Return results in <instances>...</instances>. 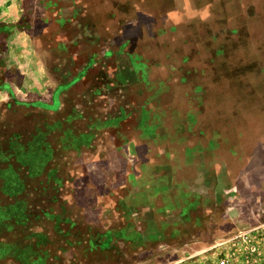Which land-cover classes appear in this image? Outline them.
<instances>
[{
  "label": "rangeland",
  "instance_id": "1",
  "mask_svg": "<svg viewBox=\"0 0 264 264\" xmlns=\"http://www.w3.org/2000/svg\"><path fill=\"white\" fill-rule=\"evenodd\" d=\"M0 20V96L32 66L118 63L147 134L99 170L97 216L0 232V264H264V0H0Z\"/></svg>",
  "mask_w": 264,
  "mask_h": 264
},
{
  "label": "crops",
  "instance_id": "2",
  "mask_svg": "<svg viewBox=\"0 0 264 264\" xmlns=\"http://www.w3.org/2000/svg\"><path fill=\"white\" fill-rule=\"evenodd\" d=\"M52 68L43 64L27 71L28 81L16 84L23 98L14 92L0 96V232L5 238L23 231L34 242L44 234L78 231L81 217L98 215L88 202L99 200V170L106 178L114 176L116 158L130 162L147 136L141 113L128 107L131 90L122 81L127 78L122 65L112 71L106 65L101 72L92 65L69 81L59 69L55 81H46L44 73H55ZM3 104L10 107L5 112ZM6 242L0 247H17Z\"/></svg>",
  "mask_w": 264,
  "mask_h": 264
}]
</instances>
